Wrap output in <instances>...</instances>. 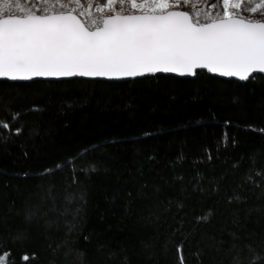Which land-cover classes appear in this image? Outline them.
Returning <instances> with one entry per match:
<instances>
[{"label":"trees","instance_id":"1","mask_svg":"<svg viewBox=\"0 0 264 264\" xmlns=\"http://www.w3.org/2000/svg\"><path fill=\"white\" fill-rule=\"evenodd\" d=\"M0 121V264H264V78L0 83Z\"/></svg>","mask_w":264,"mask_h":264},{"label":"snow or ice","instance_id":"2","mask_svg":"<svg viewBox=\"0 0 264 264\" xmlns=\"http://www.w3.org/2000/svg\"><path fill=\"white\" fill-rule=\"evenodd\" d=\"M131 5L145 7L136 0ZM170 7L153 0L148 11L124 14L109 0L110 14L102 22L92 21V27L71 12L6 14L0 18V76L13 81L33 76L143 78L154 73L184 77L207 69L247 82L255 79L253 73L264 75V22L225 12L223 18L202 23ZM0 128L11 132L6 121H0Z\"/></svg>","mask_w":264,"mask_h":264},{"label":"rangeland","instance_id":"3","mask_svg":"<svg viewBox=\"0 0 264 264\" xmlns=\"http://www.w3.org/2000/svg\"><path fill=\"white\" fill-rule=\"evenodd\" d=\"M108 2L109 0H0V17L6 14L71 12L85 26L92 27V21L102 22L103 18L110 14L106 10ZM152 2L153 0H136L137 4L145 5L144 9H139L132 7L131 0H112L115 9L124 14L148 11V5ZM163 2L174 6L168 10L180 9L178 11H183L193 20L199 19L202 23L210 19L223 18L225 12L240 19L264 22V0H227V5L224 0H163ZM6 5L10 6L7 13L4 11ZM234 5H239V8ZM253 7L257 9L255 13L250 11ZM102 8L105 10L101 11Z\"/></svg>","mask_w":264,"mask_h":264},{"label":"water","instance_id":"4","mask_svg":"<svg viewBox=\"0 0 264 264\" xmlns=\"http://www.w3.org/2000/svg\"><path fill=\"white\" fill-rule=\"evenodd\" d=\"M75 17L77 18V20H79L77 16ZM196 72H197V75H205L215 80H219L223 82H233L239 85H245L252 80V78H250L247 82H241L236 77H220L217 72H209L207 69H196ZM195 76L182 77L178 75V73H154V74H148L143 78L141 77H122L119 79H108L107 77H52V76L36 77V76H33L31 80H25V81H19V80L13 81V80L8 79L6 76H0V83H5L9 85H29L33 83H66V82H72V81H81V82H90V83L124 84V83H130V82H135V81L149 79V78H171V79H176L179 81H191L195 78ZM253 76H255V78H260V77L264 78V75H257L255 73H253Z\"/></svg>","mask_w":264,"mask_h":264}]
</instances>
